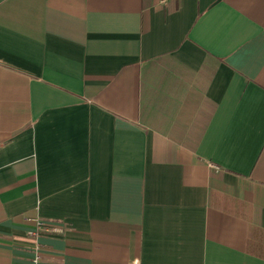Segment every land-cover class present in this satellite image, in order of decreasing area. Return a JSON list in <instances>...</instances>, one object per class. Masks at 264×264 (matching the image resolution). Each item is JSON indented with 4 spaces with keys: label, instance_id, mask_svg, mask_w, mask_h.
<instances>
[{
    "label": "crops",
    "instance_id": "obj_1",
    "mask_svg": "<svg viewBox=\"0 0 264 264\" xmlns=\"http://www.w3.org/2000/svg\"><path fill=\"white\" fill-rule=\"evenodd\" d=\"M133 259L264 264V0H0V264Z\"/></svg>",
    "mask_w": 264,
    "mask_h": 264
},
{
    "label": "built area",
    "instance_id": "obj_2",
    "mask_svg": "<svg viewBox=\"0 0 264 264\" xmlns=\"http://www.w3.org/2000/svg\"><path fill=\"white\" fill-rule=\"evenodd\" d=\"M161 2H164L165 0H160ZM217 168V167H215ZM27 222H30L33 224L34 229L29 230L27 232L28 236H30L29 238L32 239V249H33V257H32V262L36 263V261L39 259V242H38V238L42 235V229L44 227V225H48L46 224L44 221H42L40 218L38 217H25L24 218ZM47 231V230H46ZM50 231L54 232V233H61L63 232L62 227L60 226H56V225H51ZM130 264H140L138 259H133L131 261Z\"/></svg>",
    "mask_w": 264,
    "mask_h": 264
}]
</instances>
